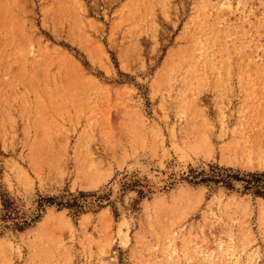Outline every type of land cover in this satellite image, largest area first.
Here are the masks:
<instances>
[{
    "label": "rangeland",
    "instance_id": "obj_1",
    "mask_svg": "<svg viewBox=\"0 0 264 264\" xmlns=\"http://www.w3.org/2000/svg\"><path fill=\"white\" fill-rule=\"evenodd\" d=\"M224 2L0 0V264H264L230 176L264 172V0Z\"/></svg>",
    "mask_w": 264,
    "mask_h": 264
},
{
    "label": "trees",
    "instance_id": "obj_2",
    "mask_svg": "<svg viewBox=\"0 0 264 264\" xmlns=\"http://www.w3.org/2000/svg\"><path fill=\"white\" fill-rule=\"evenodd\" d=\"M231 177H235L237 180H243L248 185H251L253 188L256 189L257 194L263 195L264 194V172H255L249 173L245 176H239L238 174L230 175ZM12 204H8L4 201L3 210L6 212L5 214L10 217L13 214ZM18 223V222H17Z\"/></svg>",
    "mask_w": 264,
    "mask_h": 264
},
{
    "label": "bare ground",
    "instance_id": "obj_3",
    "mask_svg": "<svg viewBox=\"0 0 264 264\" xmlns=\"http://www.w3.org/2000/svg\"><path fill=\"white\" fill-rule=\"evenodd\" d=\"M227 0H225V2L223 3V5L226 3Z\"/></svg>",
    "mask_w": 264,
    "mask_h": 264
}]
</instances>
